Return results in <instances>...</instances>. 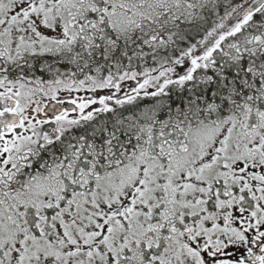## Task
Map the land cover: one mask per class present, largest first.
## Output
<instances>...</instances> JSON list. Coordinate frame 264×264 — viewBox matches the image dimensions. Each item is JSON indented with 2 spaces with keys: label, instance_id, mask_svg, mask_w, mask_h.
I'll use <instances>...</instances> for the list:
<instances>
[{
  "label": "snow or ice",
  "instance_id": "6c2138e0",
  "mask_svg": "<svg viewBox=\"0 0 264 264\" xmlns=\"http://www.w3.org/2000/svg\"><path fill=\"white\" fill-rule=\"evenodd\" d=\"M0 264H264V0H0Z\"/></svg>",
  "mask_w": 264,
  "mask_h": 264
},
{
  "label": "rangeland",
  "instance_id": "374dc122",
  "mask_svg": "<svg viewBox=\"0 0 264 264\" xmlns=\"http://www.w3.org/2000/svg\"><path fill=\"white\" fill-rule=\"evenodd\" d=\"M129 83H133V82H129Z\"/></svg>",
  "mask_w": 264,
  "mask_h": 264
}]
</instances>
